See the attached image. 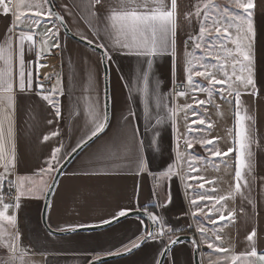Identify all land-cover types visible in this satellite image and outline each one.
<instances>
[{"label": "crops", "instance_id": "1", "mask_svg": "<svg viewBox=\"0 0 264 264\" xmlns=\"http://www.w3.org/2000/svg\"><path fill=\"white\" fill-rule=\"evenodd\" d=\"M69 29L76 35L94 43L106 41L98 39L94 35V29L90 25L86 11L77 7L80 0H52ZM31 3L43 2V0H29ZM110 7L117 10L121 5L118 0H106ZM198 0H178L180 15L177 20V48L181 56L176 75H173V58L170 54L152 58L151 69L143 63V58L134 55L117 53L109 44L103 48L105 54L111 59L107 63V84L109 96V121L105 130L86 144L69 162L59 176L51 193L46 211L47 224L55 230L63 231L71 227H82L101 224L117 216L121 210L144 209L158 216H162L167 228L174 231L166 234L162 240H148L131 253L107 259L98 264H156L165 244L175 235L186 233L194 229L195 237L199 244L201 264H209V261L220 260L221 264L228 260L233 253H244L251 248L247 236L255 230L257 236L255 244L258 254H264V0H256L259 7L256 11L255 23L257 36L254 43V69L258 96L244 94L241 96L240 115L246 117L244 126L248 130L254 143L250 146V155L246 154V161L250 169L242 170L243 179L241 192L235 193V153L226 157H212L211 154L199 144H194L192 149L185 152L183 139L180 151L185 154V161L181 162V173L203 177L206 181L204 188H199V181L189 180L192 188H187V183L173 179L170 184L159 179L160 172L175 160V137L176 131L172 127V121L166 119L160 126L159 149L149 147L152 139V131L145 130L146 121L143 118V105L141 93L136 91L134 99L129 100V89L126 82L134 88L143 87L142 72H149V90L159 86V91L166 94V103L169 107L185 106L192 104L191 109L181 111L177 119L181 134L187 133V125L192 120L203 118L205 120L204 131L193 132V136H202L215 140V147L226 152L229 147H237L234 144L238 126L236 123V106L232 98V117L229 124L223 120V111L220 110L227 97H221L217 90L214 91L211 103L197 107L193 103V93L190 89L188 97L173 95V90H179L178 83L183 84L185 74L183 72L184 59L187 53L196 57H204L205 62L214 64L216 61L206 57L202 50L195 49L191 41L185 46L189 35L198 33L199 20L193 19L188 23L184 14L194 11V5ZM221 4L224 0H219ZM49 7V5H45ZM14 17L10 14L5 16L0 9V44L11 33V25ZM55 18L43 23L36 30L37 48L29 50L31 45L25 42V71L33 73V90L25 93H15V111L13 115L17 165L8 180L16 181L17 176H26L37 181V187L41 180L48 184L51 179L48 175H38L40 169L45 167V161L50 157L54 148L64 145L62 159L70 153L82 140L86 139L97 120H102L105 115V88L104 70L101 54L85 43L65 34ZM95 23V21H93ZM31 21H26L15 29L28 31ZM52 28L58 35L49 39V45L59 43L60 47L52 48L36 63V51L39 50L41 39L46 30ZM234 31V29L232 30ZM232 47L231 45H228ZM43 65V66H40ZM2 66V62H0ZM37 70L39 83L44 87V94H48L53 87L62 89L63 95L57 94L53 98L59 102L61 116H55V109L38 95L36 89ZM18 78V60L13 69ZM229 71L231 68L229 67ZM218 76L221 75L219 72ZM50 77V79H45ZM59 79V84H58ZM199 87H209L207 81L200 77L194 78ZM251 88L248 91L251 92ZM243 92L244 90L241 89ZM198 100H207L206 92L195 93ZM150 103H154L150 99ZM3 105L0 104V107ZM131 108L137 114L133 120L140 132L138 139L144 141L145 147L142 155L147 160V170L140 172L131 161L133 157L125 148L130 143L131 126L126 125L123 116L127 115ZM193 111L197 115H193ZM155 112V109H154ZM167 117L166 110H160ZM184 114V117H183ZM182 117V121L180 120ZM52 121L51 124L48 121ZM179 120V121H178ZM185 124L183 125V121ZM154 122V121H153ZM180 122V123H179ZM212 125L211 128L208 125ZM183 126L184 132H183ZM197 127V126H193ZM220 127L222 129L220 130ZM231 127L232 139L227 144L220 145L219 134ZM5 129L7 124L5 123ZM58 131L59 135L49 141H43V136ZM200 157L199 160H192ZM192 160L193 171L189 168L188 161ZM59 162V163H60ZM56 165V167L59 165ZM3 168L0 167V173ZM53 175V173L51 174ZM245 180L247 186H245ZM8 183L5 181V184ZM5 184L0 189V195L6 197ZM47 188V187H46ZM44 188V193L46 191ZM170 190L171 203L167 207H161ZM16 192V189H15ZM44 193H38V198H24L19 210L9 209V214L17 215V226L20 233V244L27 249L26 260L30 264L35 263V256H40L42 264H86L89 260L116 253L124 250V246L130 241L146 234L148 223L144 217L133 215L124 217L106 227L91 230H76L69 233H53L47 230L41 221V209ZM232 193L224 205L227 210H234L235 217L229 218L224 212L225 221H219V212L213 214L217 219L216 225H212L204 216L193 218L187 215L194 211L191 204L199 195L219 197ZM13 201L6 197L5 202ZM205 207V212L212 208L211 202H199ZM152 206L148 210L146 207ZM217 208L221 206L216 205ZM2 208V205H0ZM221 211H224L221 208ZM5 228V222H0ZM203 224L209 229L207 239L214 241L213 229L222 236L221 241H215L225 249L231 251L227 254L208 249L204 238L196 231L198 225ZM159 231L158 227L154 228ZM7 256V255H6ZM255 259V258H248ZM162 264H194L192 245L189 241H180L175 244L166 254ZM238 264H247L242 259ZM256 264L259 261L256 260Z\"/></svg>", "mask_w": 264, "mask_h": 264}, {"label": "snow or ice", "instance_id": "2", "mask_svg": "<svg viewBox=\"0 0 264 264\" xmlns=\"http://www.w3.org/2000/svg\"><path fill=\"white\" fill-rule=\"evenodd\" d=\"M121 7L119 10L112 8L106 2V0H80L77 7L86 11L90 25L94 29V35L103 41L104 43H98L96 46L99 48H107L111 45V48L117 53H123L127 55H134L137 58H143V63L148 66L150 70L153 65L152 58L163 55L170 51L173 58V75H176L178 65L181 60V56L178 53L177 48V20L180 15L178 0H118ZM51 0H43V2L31 3L29 0H0V9L5 16L12 15L14 20L11 25V33L6 40L0 44V167L3 168V172L0 173V189L3 188L5 181L8 182L10 188L15 187L16 192L13 201L5 202L6 197L0 195V222H5L8 226L4 227L0 224V250L7 253V257L0 259V264H30V261L26 260L28 256L27 249L23 248L20 244V233L17 226V215L9 214L10 208L19 210L21 207V201L24 198H38V193H44V188H50L51 185L46 181L41 180L39 187H37V181L31 180L26 176H17L16 181L8 180L16 168V145H15V133L13 115L15 111V93H25L33 90V73L25 71V42H29L32 49L37 48L36 42V30L43 23H47L48 20L53 17L55 21L64 23V17L54 12L52 7H45L50 5ZM193 12H187L184 14V19L188 23H192L193 19L199 20L198 33L195 35H189L184 42L187 46L191 41L195 49L203 51L206 57H211L216 61L214 64L205 62L204 57H196L192 53H187V57L184 59L183 72L185 74V81L183 84L178 83L179 90H173V95L176 97H188L189 92L185 88L190 89L193 93V103L197 107L204 106L211 103L213 93L218 88V93L221 97H234L236 106V123L238 130L234 144L237 147H229L226 152H222L219 148L215 147V140L208 139L202 136H193V132L204 131L205 120L198 118L192 120L191 124L187 125V133L180 134L177 124L178 113L191 109L192 104L185 106L169 107L165 102L167 99L166 94L159 91V86L153 89L150 93L149 90V72L143 71L141 79L143 81V87L136 89L132 84L126 82V87L129 89V100L134 99V93L139 91L141 93V103L143 105V118L146 121L145 130L152 131V139L149 142V147H153L154 150L159 149V136L160 126L165 123V120L172 121V127L175 129L177 135L175 137V160L173 163L168 164L159 174V179L164 182H170L173 179L182 183H187L189 180L199 181V188L203 189L205 183H214L213 181H206L203 177L183 175L180 171L181 162L185 161V154L180 151V140L183 139L185 145V152L194 147V144H199L205 148L212 157H226L231 153H235V193L241 192V183L243 179L242 170L245 168L250 169V164L246 161V154L250 155V146L255 141L250 137L248 130L244 126V120L246 117L240 115L241 96L244 94L251 96H258L255 69H254V43L257 36L256 30V11L259 7L256 0H224L221 4L219 0H198L193 6ZM26 21H31L28 31L20 30L18 34L15 33V29L19 28ZM95 21V23H93ZM234 29V31H232ZM58 35L57 32H53L52 28H48L43 38L39 50L36 51V63L39 64L40 59L45 54V47L48 48V52H51L52 48L60 47V44L52 43L49 45V39L52 36ZM85 39H87L85 37ZM88 43L93 44V40H88ZM231 45L232 47H229ZM105 58L110 60L111 56L105 54ZM18 60V78L13 69ZM43 66V65H40ZM229 67L231 71H229ZM221 75L218 76L217 73ZM200 77L207 81L209 87H199L194 78ZM50 79V77H45ZM59 84V79H58ZM251 88V92L248 88ZM36 89H38V95L51 105L55 109V116L59 118L61 116V109L59 102L53 97L57 94L63 95L62 89L53 87L48 94H44L45 90L42 84L39 83V75L37 70L36 77ZM241 89L244 91L242 92ZM206 92L207 100H198L195 98V93ZM153 101L154 103H150ZM155 109V112H154ZM160 110L167 111V117L161 114ZM193 115H197L193 111ZM137 119V114L131 108L128 109L127 115L123 116V120L126 125L131 126V138L130 143L125 145L128 153L133 157L132 163L135 164L138 171L143 172L147 170V160L142 155V150L145 147L144 141L138 139L140 132L139 127L132 123ZM108 117L105 113L102 120H97L92 128L90 135L77 147H82L92 138L102 133L107 125ZM154 121V122H153ZM5 123L7 129H5ZM49 124L52 121H48ZM197 127H193V126ZM209 128L212 125H208ZM58 131L51 132L50 134L43 136V141L47 142L52 137L58 136ZM56 147L51 152L50 157L45 161V167L40 169L38 175L43 177L48 175L49 179H55L51 174L57 171L56 165L62 159V148ZM76 149H73L75 151ZM200 157H193L192 160H199ZM192 160H189V168L193 171L196 169L193 167ZM245 186L247 182L245 180ZM187 188L191 189L192 184L187 183ZM46 195V193H44ZM233 194L229 193L225 196H209L201 194L197 199H193L191 204L194 207V211L187 213L193 218L203 215L205 220H208L212 225H216L218 220L225 221L224 212H227L229 218L235 217L234 210H227L224 205L229 198H232ZM199 202H211L212 208L205 212V207H201ZM171 203L170 190L165 197V201L161 204V207H167ZM219 204L221 207L217 208ZM221 208L224 211H221ZM129 210H121L117 216L113 217V220H118L121 217H125ZM219 212L220 215L217 219H213L214 213ZM149 220L156 224L159 231H148L146 234L141 235L138 240L130 241L128 245L124 246V254L131 253L136 248H139L144 242L148 240H162L166 234H171L174 230L170 227L165 231L166 224L162 216H158L151 212L146 213ZM112 220L104 221L103 223H111ZM68 230L76 231V227H71ZM196 231L204 238V243L208 249H215L219 253H229L230 249H225L221 245H217L215 241H221L222 236L218 231L213 229L215 234L214 241L207 239V233L209 231L203 224L198 225ZM257 232L253 230L248 236L247 241L250 242V250L235 254L233 253L228 260H225L223 264H238L242 259L247 261V264H256V260L259 264H264V254H258L255 238ZM179 242V238L170 239L166 249L170 248ZM193 244L199 248L200 241L193 240ZM120 255L122 253H109ZM255 258V259H248ZM100 257L89 261V264H98ZM209 264H221L220 260L209 261Z\"/></svg>", "mask_w": 264, "mask_h": 264}, {"label": "water", "instance_id": "3", "mask_svg": "<svg viewBox=\"0 0 264 264\" xmlns=\"http://www.w3.org/2000/svg\"><path fill=\"white\" fill-rule=\"evenodd\" d=\"M50 7H52L53 11L58 13L59 15H61L59 13V11L57 10V8L55 7L53 1L51 0V3L49 5ZM58 24L60 25L61 29L63 30V32L83 43H85L86 45L92 47L93 49L97 50L100 54H101V59H102V65H103V70H104V88H105V113L108 117V120H107V124H108V121H109V96H108V84H107V63H106V58H105V51L103 50V48H99L97 47L96 43L93 42V44H89L88 43V40L87 39H84L78 35H76L75 33H73L69 27L67 26V24L64 23L61 24L59 21H57ZM95 138V137H94ZM94 138H92L91 140H93ZM91 140H89L86 144H88ZM84 144L82 147H75L74 149H76L75 151H71L70 153H68V155L59 163V165L56 167L57 168V171L53 173L52 176L55 177L54 181L53 180H50L49 184L51 185L50 188H46V195L44 194V199H43V203H42V209H41V221H42V224L43 226L53 232V233H61V234H64V233H69V232H72L70 230H63V231H58V230H55V229H52L48 224H47V221H46V211H47V206H48V203H49V199H50V196H51V193L55 187V184L59 178V176L61 175V173L64 171V169L66 168V166L69 164V162L74 158V156L86 145ZM147 211L144 210V209H135V210H130L128 212V214L125 216H133V215H137V216H141V217H144L146 220H147V223H148V231H153L154 228H155V224H153V222L151 220H149L148 218V215L146 214ZM124 217H121L119 218L118 220L122 219ZM112 222L111 223H101V224H97V225H88V226H82V227H77V230H91V229H99V228H103V227H106L118 220H113L111 219ZM176 238H179V242L180 241H189L192 245V256H193V262L194 264H201V259H200V253H199V248H197L194 244H193V240H197V238L193 235H190L188 233H179L175 236H173L171 239H176ZM170 241V240H169ZM169 241L165 244V246L163 247L160 255H159V258H158V261L156 264H162L165 257H166V254L167 252L174 246L172 245L170 248H167V251H166V254H165V249L169 243ZM177 244V243H176ZM120 255H116V254H107V255H102V256H98L100 257V260L98 261V263L102 262V261H105L107 259H111V258H115V257H119V256H123V255H126L124 254V250L122 251H119ZM129 254V253H127ZM96 259L93 258L91 260H94ZM89 260V261H91ZM89 261L86 263V264H89Z\"/></svg>", "mask_w": 264, "mask_h": 264}, {"label": "rangeland", "instance_id": "4", "mask_svg": "<svg viewBox=\"0 0 264 264\" xmlns=\"http://www.w3.org/2000/svg\"><path fill=\"white\" fill-rule=\"evenodd\" d=\"M177 98L178 97H176V99ZM227 99H228L227 102H225V104L222 107L220 106V108H221L220 110L223 111V113H222L223 114V120H225L227 122V124H229V122H230L229 120H231V117H232V100H231L232 98H230V96H229V97H227ZM178 104L179 103H177V106H178ZM181 113L182 112L178 113V117ZM178 117H177V119H178ZM183 117H184V114H183ZM180 120L181 121L183 120L182 117H180ZM183 125H186L185 120L183 121ZM178 128H179V133L181 134V127L179 126ZM184 128L185 127L183 126V132H184ZM221 129H222V127H220V130ZM223 133H224L223 135L219 134V136H217L218 138H220V145H224V144H227L230 141H232V139H230V141L228 140L232 134L231 127L228 128L227 131H226V129H224ZM181 144H182V141L180 140V145ZM6 255H7V253L5 251L0 250V259L6 258L7 257ZM228 257H230V256H228ZM33 260L35 261V263H33V264H42V259L40 256H35V258Z\"/></svg>", "mask_w": 264, "mask_h": 264}, {"label": "built area", "instance_id": "5", "mask_svg": "<svg viewBox=\"0 0 264 264\" xmlns=\"http://www.w3.org/2000/svg\"><path fill=\"white\" fill-rule=\"evenodd\" d=\"M5 191H6V197L8 199H13L15 196V187H11L9 186L8 183L5 184ZM155 228H157V225L155 224ZM186 233L190 234V235H195V231L194 229L188 230Z\"/></svg>", "mask_w": 264, "mask_h": 264}, {"label": "trees", "instance_id": "6", "mask_svg": "<svg viewBox=\"0 0 264 264\" xmlns=\"http://www.w3.org/2000/svg\"><path fill=\"white\" fill-rule=\"evenodd\" d=\"M148 210L152 209L153 207L152 206H149V207H146Z\"/></svg>", "mask_w": 264, "mask_h": 264}]
</instances>
